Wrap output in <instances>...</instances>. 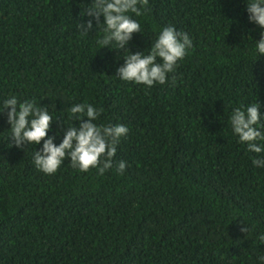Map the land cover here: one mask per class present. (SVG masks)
Listing matches in <instances>:
<instances>
[{"label":"trees","instance_id":"trees-1","mask_svg":"<svg viewBox=\"0 0 264 264\" xmlns=\"http://www.w3.org/2000/svg\"><path fill=\"white\" fill-rule=\"evenodd\" d=\"M92 0H0V100H33L54 116L59 144L68 109H101L98 124H123L114 161L123 174L80 173L66 159L56 174L10 147L0 115V264H256L264 253V168L252 165L228 117L241 104L264 105L262 31L245 0H148L133 16L144 52L174 26L193 42L164 85L115 77L121 50L81 34L76 22ZM87 19V17H84ZM101 23L103 18L101 17ZM126 54V53H125ZM65 121V122H64ZM248 226L247 233L241 228Z\"/></svg>","mask_w":264,"mask_h":264},{"label":"clouds","instance_id":"clouds-1","mask_svg":"<svg viewBox=\"0 0 264 264\" xmlns=\"http://www.w3.org/2000/svg\"><path fill=\"white\" fill-rule=\"evenodd\" d=\"M248 21L262 31L254 41V54L264 56V0H245ZM148 0H92L89 7L81 12V20L76 28L81 34H88L102 28L103 35L96 43L103 48L121 50L123 64L116 69L115 77L122 82L152 88L164 85L175 73L193 47L186 32L177 31L174 26L159 30L151 41L147 54L133 53L128 45L133 35L141 33V26L133 16L140 17L147 11ZM87 17V19H84ZM101 17L103 23H101ZM126 53V54H125ZM7 111L6 122L10 125V147L26 151L25 146H40L32 155L35 169L51 176L67 159L72 169L87 173L94 169L103 176L108 170L123 174L127 167L123 160L114 161L120 140L127 136L128 127L123 124H98L101 109L88 103L73 104L69 109L70 119L79 122L78 127L65 124L63 137L59 144L54 143L57 136L48 133L54 120L46 107L37 106L33 100L18 101L15 95L0 100V115ZM228 123L238 143L246 146L252 165L264 168V105L252 102L232 109ZM249 231L248 226L241 228ZM259 245H264V232L256 236ZM256 264H264V253L256 257Z\"/></svg>","mask_w":264,"mask_h":264}]
</instances>
